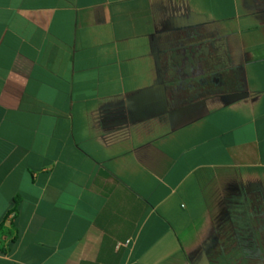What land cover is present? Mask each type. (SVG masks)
Listing matches in <instances>:
<instances>
[{"label":"crops","instance_id":"0c3cea01","mask_svg":"<svg viewBox=\"0 0 264 264\" xmlns=\"http://www.w3.org/2000/svg\"><path fill=\"white\" fill-rule=\"evenodd\" d=\"M169 1L0 0V264H202L228 196L264 180V14L249 0L232 15L184 0L230 35L240 87L183 120L139 119L158 108L145 90Z\"/></svg>","mask_w":264,"mask_h":264},{"label":"flooded vegetation","instance_id":"af4514ba","mask_svg":"<svg viewBox=\"0 0 264 264\" xmlns=\"http://www.w3.org/2000/svg\"><path fill=\"white\" fill-rule=\"evenodd\" d=\"M249 4L254 12L264 14V0H249ZM179 21L187 30L174 32L170 42L185 48L188 60L178 67L174 84L166 85V108L158 117L163 124L183 120L206 101L234 93L241 85V58L222 23L195 17ZM194 29L201 31V42L208 50L203 59L192 62L189 57L198 44L190 43L187 35ZM255 185L248 183L231 193L216 219L218 235L211 247L216 244L220 249L221 264H264V180Z\"/></svg>","mask_w":264,"mask_h":264},{"label":"water","instance_id":"95a60500","mask_svg":"<svg viewBox=\"0 0 264 264\" xmlns=\"http://www.w3.org/2000/svg\"><path fill=\"white\" fill-rule=\"evenodd\" d=\"M166 22L163 29L157 33L154 38L155 41V52L159 55L161 54L164 59L163 64H158V77L155 84L145 90V93L158 92L159 102L157 104L158 108L148 109L147 114H144L139 119H143L152 114L161 113L166 108V85H173L176 80V73L178 67L186 63L188 56L186 54V49L180 50L179 47L171 45V36L176 31H186L187 25L183 24L179 20L188 19L189 9L184 0H170L169 6L165 10ZM187 40L192 44H198L196 51L191 53L189 59L194 61H199L207 55L206 50L208 46L202 43V33L198 29H194L187 35ZM216 48V46H215ZM191 67V66H189ZM124 101L119 102L115 105L114 116L125 119L126 109ZM125 121V120H124ZM220 249L217 245L212 249L211 256H205L202 264H221V254Z\"/></svg>","mask_w":264,"mask_h":264},{"label":"rangeland","instance_id":"374dc122","mask_svg":"<svg viewBox=\"0 0 264 264\" xmlns=\"http://www.w3.org/2000/svg\"><path fill=\"white\" fill-rule=\"evenodd\" d=\"M225 2V15H232L234 13V8L232 5V0H224ZM216 4V0H204L205 6H214Z\"/></svg>","mask_w":264,"mask_h":264}]
</instances>
